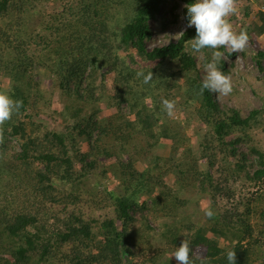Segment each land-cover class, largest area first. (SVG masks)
<instances>
[{
    "label": "trees",
    "instance_id": "16d2710c",
    "mask_svg": "<svg viewBox=\"0 0 264 264\" xmlns=\"http://www.w3.org/2000/svg\"><path fill=\"white\" fill-rule=\"evenodd\" d=\"M37 1L0 0L3 25L0 27V75L11 83L9 91L0 92L23 101L19 113L0 128V264H125L124 258H131L138 246L131 241L129 232L137 208L145 207L148 203L145 197L155 193L152 202L164 205L162 212L167 214L168 221L160 225L159 231L155 229L152 237H160L172 249L188 240L194 264H200V253L206 257L207 264H228L229 250L236 252V264H256V241L250 239L253 229L250 218L259 198L249 199L244 192L235 201L236 191L228 185L236 179L264 183V153L256 146H249L246 152L239 150L241 144L251 141L250 133L259 112L252 111L242 117L236 109H222L213 93L205 90L200 94L202 81L196 77L194 53L186 43L195 38V27H188L176 42L147 50L145 45L153 34V21L166 0H77L53 16L50 23L35 20ZM173 1H182L184 5L195 2ZM173 10L171 5L165 11L171 19L160 20L163 26L178 24L179 16ZM250 10L245 8L247 17ZM182 16L188 24L186 7ZM257 21L258 33L264 34L263 12H258ZM35 48L38 49L35 51ZM129 48L138 54L141 62L138 68L128 54ZM218 50L227 56L234 55L224 48ZM203 51L212 52L207 48ZM254 60L264 72V51L258 50ZM169 64H175L179 71H171ZM37 67L56 78L55 87L65 113L72 115L73 122L76 120L69 132L49 131L41 126L27 129L23 119H30L34 114L27 113V109L36 111L42 99L39 86L34 85L32 89ZM219 68L227 73L224 60ZM141 70L145 74L152 72L150 83L145 84L142 77H137ZM98 71L102 90L95 96L99 87L95 86ZM110 71L116 75L112 96L106 94L103 84ZM182 76L186 89L181 97L208 127L207 134L200 136L196 152L186 145L188 139L171 134L174 121L160 119L164 112L162 101L173 88L179 94V85L175 82ZM132 77L140 81L141 89L137 93L131 89ZM31 95L35 99L33 103ZM137 98L151 100L152 105L145 104L137 114L138 121L150 138L162 139L165 144L170 142L168 156L163 158L164 166L169 168L163 167V173L160 172L162 157L159 155L152 158V166L144 168L145 171H139L129 159L118 157L113 170L117 190L104 188L108 205H87L89 198L82 197V191L79 194L75 182L86 181L89 172L98 169V156H118L110 153L116 143L115 125L99 121L98 105L120 108L122 104L132 105ZM84 103H91L95 111L77 121V113L83 111L78 105ZM153 125H157V132H153ZM36 130H40L39 135ZM9 138L17 141L16 147L7 143ZM181 147L184 153L178 157ZM77 163L81 165L78 170L73 167ZM155 170L160 173L153 176ZM168 171L178 178L176 193L161 180ZM187 179L195 184L197 193H189V186L182 185ZM205 195L210 196L208 209L214 212L211 218L198 209L199 200ZM218 197L225 198L227 205L217 207ZM60 203L65 210L62 221L55 214L50 216L53 204ZM72 205L89 211L85 216L80 207L67 211ZM106 206L109 212L105 211ZM97 210L102 211V216H93ZM197 214L206 216L208 233L204 232L205 227H196L193 218ZM51 220L54 222L50 229ZM148 229L153 228L148 226ZM158 258L153 256L148 261L157 264ZM158 264L173 263L165 259Z\"/></svg>",
    "mask_w": 264,
    "mask_h": 264
},
{
    "label": "rangeland",
    "instance_id": "374dc122",
    "mask_svg": "<svg viewBox=\"0 0 264 264\" xmlns=\"http://www.w3.org/2000/svg\"><path fill=\"white\" fill-rule=\"evenodd\" d=\"M71 2L75 4L77 0H38L36 2L37 10L35 20H43L44 22L50 23L52 17L65 11L68 6H70ZM171 5L174 6L173 12L179 16L178 24L163 26L160 20L166 17L167 20L171 19L169 14L165 13V11L168 12V9L171 7ZM262 6H264V0H239L237 1V13L229 17V21L233 25V29L235 31L239 32L241 30H246L249 36V43L245 51L232 53L234 54L233 57L224 54L223 60H225L227 63L226 74L231 76L233 91L227 96H220L219 99L217 98L222 109H236L240 112L242 117H247L252 111L259 112L257 120L255 121L250 133L252 137L251 141L239 146V150L244 152L247 151L249 146H256L264 153V72L259 70L254 60V56L258 50L264 51V34H259L257 27L258 12ZM184 7L185 5L182 1L174 2L173 0H166L165 4L160 10L159 15L157 16L156 21H153V34L145 45L147 50H150L153 47L166 45L170 41L176 42L178 40L180 34L188 28L187 23L184 22V18L182 16ZM246 7H250L251 9L248 17L245 15ZM113 21L115 20L113 19L112 22ZM150 23H152V21ZM2 26L3 25L0 23L1 29ZM37 49L38 48H35V51ZM226 52L231 53L227 49ZM122 54L125 55L126 53L123 52ZM128 54L131 55L132 59L135 61L133 62L134 67L136 63L138 68V64L141 62L138 59V54L136 51L129 48ZM211 55L212 52L204 51L193 54L197 64L198 73L196 74V77H199L201 81H203V77L205 75L203 71V65L211 60ZM169 67L171 71H179L175 64H169ZM141 68L144 69L142 66ZM89 72L90 69L88 68L87 73ZM115 77L116 75L110 71L107 73L106 80L103 83L106 94L109 96L115 94ZM95 78H97L95 86H99L95 91V96H97L100 95L102 90L100 88V71H98ZM131 79V89L137 93V90L141 89L140 81H138V79L135 80L133 77ZM55 81V76L41 67H37L33 72L32 89L34 88V85L35 87L39 86L42 99L40 100L41 103L38 104L36 111H32L31 108L27 109V113H34L30 119H23L27 123V129L29 131L31 129H37V127L41 126V128L49 131L69 132L72 125L76 123V120L73 122L71 114L67 112L65 113V106H63L60 102L61 99L58 97V90L55 87ZM175 83L176 85H179V94H176L174 88L172 89L171 93H165V99L175 102L174 114L169 116L166 114V112H163L161 113L160 119H164V121H174L175 126L171 134L178 137L181 136L185 140L188 139V144L186 145H189L191 149L196 152L199 150L198 144L201 140L200 136L202 134H207L208 127L196 117L193 107L189 106L191 105L188 103L189 101L187 102L189 104L188 105L185 103L186 101L184 98L181 97V94H183L186 89L183 76L178 78ZM10 84L11 83L7 78L0 75V91H9ZM32 94H34V90ZM213 94L215 97H217V94ZM30 98L32 99L31 102L33 103L35 101L33 95H31ZM145 104L151 106V100L149 98H137L132 105L122 104L120 108H105L103 104V106H99L100 104L98 105L99 112L97 114L99 121L104 125L107 123L115 125L114 131L116 132V143L113 145L114 148H111L110 153H113V155L118 154V156H96L98 159L96 161L98 169L95 171H90L86 181L81 180L75 182V184H78L75 185V187H77V190L80 191L79 194L82 191L84 193L82 197L87 196L89 198L88 202L86 203L87 205L93 203H98L99 206L108 205V197L104 193V188L117 190L118 181L116 180L113 170H115V166L117 164L116 159L118 157H122L126 160L129 159V161H131V163H133L139 171H145L144 168L146 169L147 167L152 166V158L155 157V155H159L162 157L160 160L162 171L160 172L163 173L164 168H169V166H164L163 158L168 156V149L171 145L170 142L165 144L162 139L155 140L150 138L147 134L148 131L144 130L142 123L138 121L139 119L137 114L142 112ZM78 106H81L83 111L81 110V113H77V121L82 120L83 116L88 118V116L91 115V112L95 111H92V107L94 106L91 103H84ZM74 111V109L71 110L72 113ZM39 112H43V114H37ZM57 112L58 114H56ZM153 130V132L158 131L157 125H153ZM36 131L39 135L40 130ZM7 143L15 147L17 145V141L11 138L7 139ZM159 143L162 144L159 145ZM13 152L16 153V150L13 149ZM183 153V147H181L177 154L178 157H181ZM220 164L222 163L220 162ZM218 166L219 165L217 164L215 168ZM73 167L78 170L81 165L77 163L73 165ZM102 172H105V175L102 174ZM160 172L155 170L152 175L154 176ZM212 172L214 173L215 169H212ZM161 180L164 185L166 184L171 188L172 193H176L178 191H175L177 188L176 181H178V178L173 173H171V171L165 173V177L161 178ZM188 180L189 179H187V182H184L182 185L187 184L189 186V189H191L189 193H197L195 184L189 182ZM228 186L232 189H235L236 191L235 201L240 198V195L245 193H247L246 195L249 199H254L255 197L259 198L254 203L256 210L252 214L253 217L250 218V223L253 228L252 237H250V239H255L256 241L255 263L258 264L264 262V201H262V198H264V183L255 184L253 182L246 181L245 179H236L235 181H230ZM241 190L242 194H240ZM198 193L200 194L201 192L198 191ZM156 195L157 193L145 197L147 198L148 202L146 206L143 208H137L138 211L135 213L136 218H134V223L130 225L129 232L132 235L131 241L135 244L137 243L138 246L134 248V255L131 258H124L125 264H153L152 262L148 261V258L153 256H159L157 264L163 262L165 259L173 264H178L176 259L171 257V253L175 249L170 248L168 242H165L160 237H152V234L155 233V229L159 231L161 229L160 225L163 222L167 223L168 221L167 214L162 212L165 211L164 205L152 202ZM97 199L101 202H98ZM142 201H144V198L140 199L139 202ZM226 203L227 200L225 198L218 197L216 206L218 207L227 205ZM210 204L211 201L209 195H205L201 200H199L198 209L200 211H204L205 214L202 212L203 215H206V211L208 210ZM53 205L54 208L50 213V216L55 214L57 218L59 220L61 219L62 221L65 218L63 203ZM80 205L78 207L72 205L67 211H74L73 209L75 207L76 209L80 207L81 214L85 216L89 209L85 208V210H83ZM167 205L169 207V203H167ZM158 208L159 210L157 211ZM239 209L240 211L243 210L242 207ZM97 211L98 212H95V215L93 216H102V211ZM105 211H110L109 206H106ZM173 212L175 213L176 210ZM202 214L195 215L193 219L196 222V227H205L204 232L208 233L206 231L208 229V221L206 220V216H203ZM159 215L163 217L159 218ZM53 220L49 222L50 229L52 228L54 222ZM144 224L147 225L145 226ZM148 226L152 227L153 229H148ZM227 245L228 244L225 243L223 246L226 247ZM91 248L94 249V246L92 245ZM66 249L67 246L64 247V250Z\"/></svg>",
    "mask_w": 264,
    "mask_h": 264
},
{
    "label": "clouds",
    "instance_id": "9594fccd",
    "mask_svg": "<svg viewBox=\"0 0 264 264\" xmlns=\"http://www.w3.org/2000/svg\"><path fill=\"white\" fill-rule=\"evenodd\" d=\"M185 7L188 18L187 27L194 26L196 31L195 38L186 43L194 54L201 53L206 48L212 50L211 60L203 65L205 75L200 94L203 95L204 91L207 90L217 94L218 99L220 96H227L233 91L232 79L230 75L225 74L219 68L220 62L224 59V53L218 49L224 48L231 53L243 52L249 43L246 30L235 31L229 21V17L238 11L237 0H195L194 3L185 5ZM263 8L264 6L261 7V12ZM184 22L187 23L185 20ZM137 77H142L145 84L153 80L151 71L147 74L143 70L138 71ZM21 107H23L22 100H14L9 95L0 92V128L7 121H10L14 114L19 113ZM162 110L167 115L172 116L175 110V102L164 99ZM206 215L211 218L214 212L208 209ZM198 255L200 264H207L206 257L202 253ZM226 256L228 264H236V252L234 250L227 251ZM171 257H174L178 264H194L193 250L189 241L184 239L180 246L171 253Z\"/></svg>",
    "mask_w": 264,
    "mask_h": 264
},
{
    "label": "built area",
    "instance_id": "2783aa9c",
    "mask_svg": "<svg viewBox=\"0 0 264 264\" xmlns=\"http://www.w3.org/2000/svg\"><path fill=\"white\" fill-rule=\"evenodd\" d=\"M262 12L264 13V8L262 9Z\"/></svg>",
    "mask_w": 264,
    "mask_h": 264
}]
</instances>
